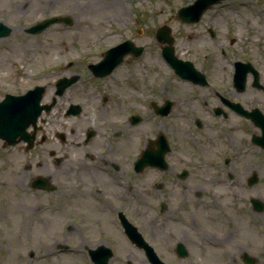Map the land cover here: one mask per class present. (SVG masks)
Instances as JSON below:
<instances>
[{
  "label": "flooded vegetation",
  "instance_id": "af4514ba",
  "mask_svg": "<svg viewBox=\"0 0 264 264\" xmlns=\"http://www.w3.org/2000/svg\"><path fill=\"white\" fill-rule=\"evenodd\" d=\"M207 22L209 38L220 37V17L211 15ZM152 30L155 64L160 58L187 88H173L169 79L158 85L156 77L143 88L134 70V81L118 72L129 59L131 69L143 68L145 43L134 42L142 52L127 54L103 76L90 65L104 48L61 56L58 69L68 72L57 78L76 75L77 80L58 96L55 82L52 92L45 87L43 103L54 102L29 129L30 144L5 147L0 140V233H18L16 243L22 245L0 235V264H98L106 259L108 264H152L142 242L127 236L126 223L162 260L165 253L167 264H221L220 233L231 238L259 226L252 213L264 211L259 176L264 174V143L257 142L264 139V51L246 45L233 50L226 58L225 80L217 72L221 48L219 58L210 54L214 51L193 59L177 54L197 70L182 77L163 58ZM145 101L162 129L143 144L138 129L143 117L136 105ZM159 135L165 145L158 144ZM142 147L152 150L150 160L142 159ZM221 175L229 182L219 181ZM225 186L230 192L220 195ZM238 200L247 208L237 206Z\"/></svg>",
  "mask_w": 264,
  "mask_h": 264
},
{
  "label": "rangeland",
  "instance_id": "374dc122",
  "mask_svg": "<svg viewBox=\"0 0 264 264\" xmlns=\"http://www.w3.org/2000/svg\"><path fill=\"white\" fill-rule=\"evenodd\" d=\"M192 1L0 0V20L12 26L10 35L0 39V98L6 92H24L34 84H44L47 91L52 92L57 76L68 72L66 69H58L57 64L63 63L59 61L61 56L73 58L72 56L78 53H97L99 49H106L125 38L146 44V51L141 59L143 68L136 64V67L131 69L129 59L118 69V72L126 76L127 81H134L131 79L134 70V73L140 76L143 88L153 85V78L156 77L158 85L169 79L168 82L173 88L185 89L187 85L179 82L172 73L169 74L160 58H157V65L154 62L157 46L150 42V30L155 31L156 26L161 24H167L171 28L175 37L174 46L178 52L176 54L182 58L193 59L194 55H203L210 51H214L210 54L219 58L221 48V65H224L218 66L217 72L224 80L229 73L226 58L231 56L233 50L246 45L264 51V0H222L210 6L198 23L181 22L176 17L177 8ZM214 14L220 17L221 35L211 40L206 27L207 19ZM51 15H68L71 23H56L38 34L24 31L25 27L35 21ZM92 20L97 21V25L90 28L88 23ZM234 29L244 30V33L235 34ZM229 39L235 42L231 45ZM125 88L129 89L128 82ZM139 98H142V95H139ZM136 110L143 117L138 129L140 141L144 144L153 136L154 130L162 129V124L151 116L146 101L137 104ZM141 149L143 150V147ZM259 176L260 180L264 181V174ZM217 179L229 182L223 175ZM237 179L242 181L243 175L239 174ZM227 185L233 186L228 183ZM241 191L238 190L237 198L242 195ZM228 192L230 191L225 186L219 194L225 195ZM251 194L256 195L257 190H252ZM237 203L241 209L248 206L247 202L240 204L238 200ZM216 215L214 212L211 217ZM252 215L255 224H259L253 233H233L231 238L225 233H220L222 238L219 240L218 251L221 264H247L242 261L244 253L254 259V264H264V211ZM257 229H263L262 233H258ZM33 232L38 233L37 229ZM17 234L0 233L1 236H12L15 246H22L16 243ZM143 234L148 236L149 233ZM14 251L16 256L18 251ZM161 257L166 262L170 260L165 253Z\"/></svg>",
  "mask_w": 264,
  "mask_h": 264
},
{
  "label": "water",
  "instance_id": "95a60500",
  "mask_svg": "<svg viewBox=\"0 0 264 264\" xmlns=\"http://www.w3.org/2000/svg\"><path fill=\"white\" fill-rule=\"evenodd\" d=\"M218 1L220 0H194L192 3H189L186 6L180 7L178 9V18L182 21L195 22L199 20L201 14L207 7ZM55 22H64L69 24L71 23V19L68 16H52L32 25L31 27L27 28L26 31L30 33H38ZM1 27L3 26L0 25V28ZM158 29V39L160 41H165V45L162 46L163 56L174 65L175 70L180 74V76L187 77L188 71L193 73V67L190 62L181 61L175 57L172 46L173 36L170 34V28L166 25H162ZM8 30L9 29L7 28L5 31L3 30L0 33V36L7 34ZM141 51V46H135L130 40H126L106 50L103 59H101L98 63L90 65V68L95 74L103 76L108 73L115 65L119 64L122 61L123 56L128 52L139 55ZM177 64L180 65L177 66ZM187 64L188 66L185 68L184 66ZM76 78V76H73L69 79H58L56 82V94H61L64 88L74 82ZM43 90L44 86L36 85L21 95L6 94L5 98L0 101V138L4 139L7 144H15L20 140L31 142V138H28L27 136V128L29 126L35 128L38 116L42 109L48 110L52 105L40 104ZM164 140L165 139L162 135L158 136L157 141L159 145L162 146V144L165 142ZM260 142H264V139L260 140ZM159 150L160 151L157 155L159 158H162L164 151H162V148H159ZM152 155V150L149 148L145 149L142 159L150 160ZM255 179L256 178H252L251 180L254 182ZM257 203L258 200L255 199L254 208L260 209L261 206H258ZM126 231L130 238L137 240V242H142L145 249V254L152 264H166L156 255L152 247L143 241L140 233H138L134 227L127 224ZM243 260L249 264L253 263V259L246 254L244 255ZM98 264H107V259L105 262Z\"/></svg>",
  "mask_w": 264,
  "mask_h": 264
},
{
  "label": "bare ground",
  "instance_id": "6f19581e",
  "mask_svg": "<svg viewBox=\"0 0 264 264\" xmlns=\"http://www.w3.org/2000/svg\"><path fill=\"white\" fill-rule=\"evenodd\" d=\"M121 3H122V2H121ZM123 9H124V8H123ZM122 13H123V11L120 12V14H122ZM88 24H89L90 28H92V27H94V26L97 25V21L94 22V21L92 20V21L89 22ZM87 28H88V27H87ZM106 36H108V35H106Z\"/></svg>",
  "mask_w": 264,
  "mask_h": 264
}]
</instances>
